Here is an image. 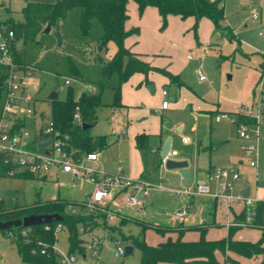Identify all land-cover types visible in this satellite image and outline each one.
Here are the masks:
<instances>
[{
	"label": "rangeland",
	"instance_id": "rangeland-1",
	"mask_svg": "<svg viewBox=\"0 0 264 264\" xmlns=\"http://www.w3.org/2000/svg\"><path fill=\"white\" fill-rule=\"evenodd\" d=\"M28 1L56 0H0V22H7L11 18L15 21H23L25 19L23 9ZM132 3L134 7L129 5L130 18L127 29L138 27L139 34H130L127 37L125 41L127 47L129 45L142 48L143 57L151 64L154 61L155 65L178 69L177 73L180 74L188 89L207 102L225 106V108L240 107V104L252 102L264 71V34H262L264 0H225L224 18L218 26L211 18L200 19L195 26V18H183L174 14L169 15L167 23L164 24L157 7L152 8L154 13L146 12V10L140 12L136 2L133 0ZM253 12L257 13L256 17L252 16ZM81 13V7H74L67 16L58 17L50 31L43 29L35 39L20 38L17 42L18 47L24 51V61L35 67L30 80L42 85V88L35 92L32 103V108L37 109L35 115L37 125L40 123L46 125L52 119L54 101L48 98V94L58 86V81L63 74L73 77L72 86L76 96L82 91L100 93L102 88H105L102 97L112 102L114 100L115 87L119 84V73L113 72L107 75L103 65L111 60L117 52L118 45L114 39L102 43L101 36L104 28L97 17L92 19L88 31H83L80 24ZM56 30L62 34L61 45H58ZM173 42H176L177 46H174ZM199 70L206 74V80L200 79ZM93 85L97 87V91L93 92ZM157 86L162 93L163 85L158 83ZM64 96L66 92H61V97ZM3 99V97L0 98V110ZM170 101L173 103L172 99ZM173 109L174 107H171L164 112V115L169 113L176 118L180 117L187 123V127H185V133L176 138L172 149L186 152L191 156V159L187 158L189 164L191 162V166L187 168L191 176L184 178L185 182L181 185L192 186L197 182H207L203 180L202 175L206 171V162L209 158L199 152L195 145V135L189 131L193 119L184 111ZM124 118L127 120L123 109L115 112L114 106L106 105L100 111L99 122L92 127V132H102L109 123L119 122ZM185 135L192 138V142L188 145L183 143ZM1 157L0 153V166ZM162 168H164L163 171L170 173L166 176L164 184L169 183L170 177L183 178L182 171L175 174L165 165ZM68 179L67 174L61 173L59 180L68 182ZM177 183L180 184V182ZM54 194H59L58 197H65L68 200L80 195L73 192L71 188L58 189L54 180L47 181L39 176L0 175V208H13L17 205L33 203L37 199H48ZM180 202L181 197L172 194L165 197L155 196L154 201H149L148 217L156 221L163 220V215L158 213L169 210ZM194 203L196 210H199V207L203 211H214L216 207L218 208L217 219L222 224L211 227L207 236L226 235L225 225L229 220L227 202L220 196L216 199L214 195H198ZM67 208L69 209V205ZM102 214L105 213L102 212ZM102 219V216L98 215L97 220L102 223ZM107 224L114 229L120 227L121 230L117 229L116 235L125 237V242L128 240L132 242L133 239L138 238L151 244H159L165 238V241L176 239L179 235L176 229L181 230L184 227L182 223L175 226L161 225L167 231V236L163 238V235L155 229H144L140 223L133 220L121 222L120 217H111L108 218ZM81 225V223L77 225L78 238L83 241H79L78 246L71 248V230L67 224L55 233L56 245L60 250L75 255L77 258L75 264H98L93 250L88 247V241L93 234L104 235L106 229L98 224L94 231L83 233L80 231ZM141 253L140 248L135 246L133 254L117 256L115 243L109 238L105 243L99 264H140ZM0 262L37 264L23 259L18 244L9 236L8 229H0ZM57 264H62L61 259H58ZM252 264H260V262L255 259L252 260Z\"/></svg>",
	"mask_w": 264,
	"mask_h": 264
},
{
	"label": "crops",
	"instance_id": "crops-1",
	"mask_svg": "<svg viewBox=\"0 0 264 264\" xmlns=\"http://www.w3.org/2000/svg\"><path fill=\"white\" fill-rule=\"evenodd\" d=\"M134 1L139 8L138 2L136 0ZM132 2L133 0H129L127 3L129 17L126 20V27L128 26V20L130 18L129 5L131 7H134V3ZM153 6L155 5H148L144 10H146V12L148 11L154 13V9H152ZM169 15L171 16L173 14ZM160 16L162 17L161 14ZM189 17L195 18L194 16ZM206 18L209 17H202L201 19ZM132 34H139V32ZM173 45L177 46V43L173 42ZM128 48L139 53L141 57L145 59L142 55V48H136L129 45ZM152 63L154 65L151 63L150 64L156 67L166 68L179 77L177 78V80L173 81L169 75L157 69H151L147 73L142 71L134 72L128 80L122 83L119 99L116 100V90L114 93L113 102L108 98L102 97L104 104L98 109V117L96 122L94 124H91V127H89L93 137L103 136L108 141V144L106 146L97 149V151L100 152V157L98 160L92 162L93 165L101 167L109 173H121L135 178H145L153 181L154 183L162 185V187L157 186L153 188L148 194L142 195L143 203L136 207L125 205L123 194L116 191L113 199L122 206L123 214L114 217H120L121 222L133 220L140 223L144 229L153 228L157 232L161 233L163 235V238L167 236L166 229H163L165 231L163 232L158 230L157 227L162 228L161 225L163 224L175 226L182 223L184 224V227L191 226V228H187L183 232V239L186 240L199 239L202 230H206L205 234L208 239H218L226 237L228 235L229 229L232 228L234 230L232 235L234 239L256 241L262 236V232L264 231V209L262 210L258 220H255L257 219L256 206L264 202V120L260 123L259 126V155L257 164L253 166L249 163L248 156L244 153L241 147L242 141L238 135L236 124L231 122L227 118H221L219 120L216 119V115L219 112L226 111L229 113H237L241 107L225 108V106L222 107L218 104L207 102L203 98L199 97L195 92L188 89L186 83L181 79L180 74L177 73L179 71L178 69H170L168 67L155 65L154 61H152ZM157 72H159L160 74H158ZM158 83L163 85L162 93L161 90H159L160 88H158L157 86ZM41 88L42 85H40V89ZM92 89L93 92L97 91V87L94 85ZM104 89L105 88H102L101 93H103ZM164 89H167L168 92L164 93ZM165 99L169 100V104L167 106H163V101ZM170 99L173 100V103H171ZM106 105L114 106L115 112H118L119 109H123L124 113L126 114L127 120H125L124 118L125 121L122 120L115 123L111 122L102 130V132L93 133L92 127L98 124L100 111ZM171 107H174L173 110L178 109L184 111L189 115V117L191 116L193 119L189 127V131L193 132V134L195 135V145L198 147L199 152L209 158V160L206 162V171L202 175V177L203 180L207 181V183L210 184L213 192L219 191L218 180L211 175L212 169H214L216 166L230 167L233 170L237 171L239 174V178L234 179L232 182L233 185L231 191L234 197L231 199H228L224 195H214L211 193L198 194L210 196L214 195L216 199H218V197L220 196L227 202V217H229V220L225 225L226 235L223 234L218 237L207 236V232L211 227L222 224V222L218 221L217 219V207L214 211H203L202 209H200V207L199 210H196L194 209V207L196 206L194 203V205L190 209L189 214L185 217L176 218L173 215L174 210H176L177 207L182 204L183 200L182 194L173 190V188L182 187L183 185H181V183L185 182L183 179L188 177H185L183 174V178L170 177L169 183L164 184L166 176H168L170 173L166 172L165 170L163 171L164 168H162L165 165L162 162L163 157L161 155L163 145L167 138L171 136L172 150V146H174L176 138H179L181 134L185 133V127H187V123L180 117L176 118L173 116V114L169 113H166L164 115V112H167ZM35 115L30 116L27 124L34 128L45 125L41 123L37 125ZM139 135L145 136L148 142V145L145 148H141L138 145L137 137ZM191 142V137L189 142H185L183 140L184 145H188ZM177 151V154L173 155L172 157L191 159V156L186 152H182L179 150ZM190 164L188 167L191 166ZM172 170L175 174H179L180 171H182V168L171 169V171ZM60 175L61 173L59 172H53L52 174L44 177V179L47 181L54 180V183L58 189H60L61 187H67L69 189L71 188L73 192L80 193L79 197L69 199L73 201L74 206H80L88 193L93 189V184L89 181H83L82 183H77V186L73 188L69 186V181L71 179L70 176L67 174L69 178L68 182H64L59 180ZM177 182H180V184H178ZM246 189L248 190V194L246 195L253 199V206L256 209V214L253 222L252 224L247 226L228 225L229 222L241 220L244 217V201L241 197H239V195H245L241 192ZM168 193L181 197V202L179 204H176L169 210H165L162 213L159 212L158 214L163 215V220L156 221L150 219L148 217V215L150 214V210L148 209L149 201H154L155 196H168ZM58 196L60 195L54 194L48 199L56 198ZM196 196L193 197V201H195ZM99 216H102L103 219L101 221L103 222L101 223L97 221V224L94 225V229L98 224L103 225L106 229L105 233L107 231H109L110 233L109 238L113 240L115 237H118L116 235V230L120 229V227H116V229L111 228L107 224L108 218L105 216V214L100 213ZM209 217H211V219H209ZM176 231L177 234H179L178 228L176 229ZM123 239L125 240V237H123ZM165 239L161 242L165 241ZM126 242L127 244H133L135 250L136 245L133 241L131 242L128 240ZM262 245H264V238L262 240ZM104 246L101 251L100 259H97L96 263L98 264L102 260ZM228 254L233 259V264H252V260L255 259H258L260 264H262L261 255L244 256L242 254L233 252H229ZM84 256H86V253H84ZM224 257L225 255L218 252V259L221 261V263ZM158 264L184 263L160 261L158 262ZM195 264L201 263L198 262Z\"/></svg>",
	"mask_w": 264,
	"mask_h": 264
},
{
	"label": "trees",
	"instance_id": "trees-1",
	"mask_svg": "<svg viewBox=\"0 0 264 264\" xmlns=\"http://www.w3.org/2000/svg\"><path fill=\"white\" fill-rule=\"evenodd\" d=\"M129 0H56L52 2L28 1L23 12L25 19L23 21H15L13 18L7 22H0L7 29L14 30V36L11 40V51L15 62L20 68H24L29 63L24 61V51L18 47V40L35 39L38 34L48 25L55 26L58 17L67 16L68 12L74 7H81V28L87 32L91 21L97 17L103 25L104 33L101 36L102 43L109 39H114L118 45L117 52L111 60L103 65V70L107 75L113 72L119 73V84L115 87L116 100L120 98L122 83L130 78L136 71L147 73L151 69L160 70L169 75L173 81L177 80L178 75L173 74L166 68H160L151 65L141 55L132 51L125 44L126 38L132 33H138L139 28L133 27L127 29L126 20L129 17L127 3ZM139 4L140 12H143L148 5L158 7L162 15L163 23L166 24L169 14H178L183 18L194 16L195 26L198 25L202 17L211 18L216 25L224 18V1L225 0H136ZM8 64L0 62V98L4 92V80L8 69ZM53 119L56 127L61 132L71 134L72 143L79 148V152L97 150L108 144L103 136L93 137L90 128L84 127L82 124L74 120V112L79 106L83 122L94 124L98 117V109L104 104L102 93H88L83 91L80 95H75L74 87L71 85L66 96L53 99ZM138 145L145 148L148 142L143 135L137 137ZM8 165L3 163L1 157V174H6ZM31 175L30 173H19V176ZM73 201L64 197H56L51 199H37L33 203L17 205L13 208H0V220L19 218L30 213H47L59 212L63 215L61 221L67 224L71 230L70 243L74 249L79 245L78 224L92 223L94 226L97 221L93 219V215L83 212H72L67 208ZM257 214L255 220H258L264 202L256 206ZM57 220L51 222L55 225ZM45 224L30 226V240L22 235L21 229L24 226H13L8 228L15 232V237L20 253L24 260L32 261L37 264H57L58 256L55 252L42 253L37 248V239H42L53 243L56 240L53 229H45ZM158 230L165 232L157 227ZM191 228L186 226L179 230V236L176 239L163 241L159 244H150L146 240L138 238L133 239L134 244L142 251L141 264H158L160 261L182 262L184 264H222L218 259V252L225 255L224 260L233 259L229 252L239 253L244 256L261 255L262 264H264V231L262 236L256 241L234 239L233 229L230 228L226 237L218 239H208L205 231L202 230L201 236L197 240L183 239L185 229ZM182 233V234H181ZM222 261V262H223ZM0 264H3L0 262Z\"/></svg>",
	"mask_w": 264,
	"mask_h": 264
},
{
	"label": "built area",
	"instance_id": "built-area-1",
	"mask_svg": "<svg viewBox=\"0 0 264 264\" xmlns=\"http://www.w3.org/2000/svg\"><path fill=\"white\" fill-rule=\"evenodd\" d=\"M253 17L257 13H252ZM264 34V31L262 32ZM14 30L7 29L0 23V62L8 64V69L4 80L3 104L0 110V153L3 163L8 165L6 174L19 175V173H30L33 176L46 177L53 172L66 173L70 176L69 186L75 188L77 183L89 181L93 184V189L88 193L80 206L69 205L72 212H83L93 215V219L98 221V215L105 213L107 218L123 214L122 206L114 201L115 192L118 191L124 196V204L136 207L143 203L142 195L148 194L155 187H162L161 184L154 183L145 178H135L121 173H109L101 167L92 164L100 157L97 150L79 152V149L72 143L71 134L61 132L55 125L52 118L46 125L33 128L27 124L30 116L37 113V109L32 108L35 99V92L40 90V85L32 82L30 78L34 74L35 67L31 64L20 68L14 60L11 51V40ZM199 77L206 79V74L199 70ZM73 84V77L63 74L58 81V86L54 89L66 92ZM53 90V89H52ZM164 89V93H167ZM169 100L163 101V106H167ZM35 105V104H34ZM237 113L226 111L219 112L216 119L227 118L237 126V132L241 138V147L248 156L249 163L253 166L258 160V141L260 135V123L264 120V71L254 92L251 103L240 105ZM31 114V115H30ZM74 120L83 124L82 115L77 106L74 112ZM33 128V129H32ZM51 140L44 148H39V143ZM189 142L190 137L183 138ZM176 149H172L162 158L165 164L169 157L177 154ZM0 175L1 172H0ZM212 177L218 180L219 191L213 192L207 182H197L192 186H182L173 190L182 194V204L174 210L176 218H183L189 214L194 205L193 197L198 194L211 193L214 195H224L228 199L234 197L232 193V182L239 178L237 171L230 167H215L211 171ZM244 201V217L241 220L231 221L228 225L247 226L252 224L256 214L253 206V199L248 195H239ZM113 202V205H112ZM45 229H53L54 233L64 228V223L58 221L52 226L45 224ZM30 226H24L21 233L30 240ZM92 223H83L80 231L92 232ZM11 238L15 237V232L8 231ZM110 233L107 231L103 236L93 234L88 241V247L93 250L96 259H100L101 251L105 243L109 240ZM115 243V254L123 255L127 244L120 236L113 239ZM36 252L39 249L42 253L55 252L62 264H75L76 256L71 252L60 250L56 245V240L51 243L42 239H37ZM222 264H233L230 260H224Z\"/></svg>",
	"mask_w": 264,
	"mask_h": 264
},
{
	"label": "water",
	"instance_id": "water-1",
	"mask_svg": "<svg viewBox=\"0 0 264 264\" xmlns=\"http://www.w3.org/2000/svg\"><path fill=\"white\" fill-rule=\"evenodd\" d=\"M52 29V25L48 24L45 28L44 31H50ZM56 37H57V42L58 45L62 44V34L59 30L55 31ZM48 98L50 99H58L59 98V91L56 89H53L49 92ZM84 127H91V123L83 122L82 124ZM171 140L172 137L169 136L167 140L165 141L161 155L162 157L166 156L168 152L171 150ZM51 140H45L41 141L39 143V148L42 149L44 146L48 143H50ZM166 168L168 169H177V168H182V174L185 177H189L190 173L189 170L187 169L189 166V161L187 159H174L173 157H169L166 160L165 163ZM242 194H248V190H244L241 192ZM89 196V195H88ZM55 220H63V215L59 212H47V213H30L27 214L23 217L19 218H10V219H5V220H0V229H8L13 226H33V225H41V224H46V223H51ZM134 253V245L133 244H126L125 245V251L124 255L128 256L130 254Z\"/></svg>",
	"mask_w": 264,
	"mask_h": 264
}]
</instances>
